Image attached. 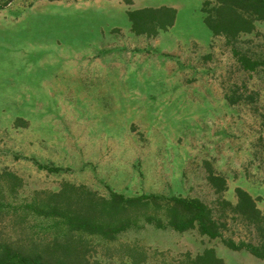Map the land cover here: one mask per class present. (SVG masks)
<instances>
[{"label":"rangeland","instance_id":"1","mask_svg":"<svg viewBox=\"0 0 264 264\" xmlns=\"http://www.w3.org/2000/svg\"><path fill=\"white\" fill-rule=\"evenodd\" d=\"M4 1L0 172L22 179L6 200L68 181L102 196L195 197L218 210L238 186L264 211V66L246 70L237 54L264 59V21L229 39L204 24V0ZM161 6L175 9L171 25L132 30L128 11ZM209 170L225 177L226 191L208 182ZM238 216L224 236L249 240ZM125 243L146 252L143 264L205 248L223 264H264L195 229L144 222L113 240L91 239L87 264H128Z\"/></svg>","mask_w":264,"mask_h":264},{"label":"trees","instance_id":"2","mask_svg":"<svg viewBox=\"0 0 264 264\" xmlns=\"http://www.w3.org/2000/svg\"><path fill=\"white\" fill-rule=\"evenodd\" d=\"M201 12L213 34L234 39L240 33L251 32L254 21H264V0H204ZM127 16L135 33L156 32L173 23L175 9L143 7L128 11ZM237 54L246 70L264 66V59ZM38 166L48 171L61 169ZM207 180L216 191L228 189L225 177L212 170ZM21 185L17 174L0 172V264H87L91 239L113 240L119 232L141 222L178 232L195 229L211 239L220 238L227 248L247 251L264 261V211L258 208L256 198L238 186L233 191L234 200L219 199L217 210L195 197L155 193L126 196L114 190L102 196L68 181H62L56 189L34 191L29 200L20 203L6 200V196L15 198ZM235 214L250 224L254 235L249 240L224 236L223 229ZM123 245L128 264L145 263L142 248L134 243ZM171 259L173 262L166 264H223L212 248Z\"/></svg>","mask_w":264,"mask_h":264}]
</instances>
